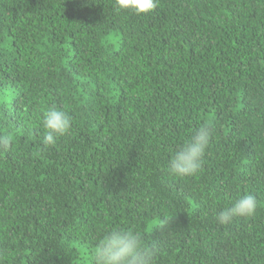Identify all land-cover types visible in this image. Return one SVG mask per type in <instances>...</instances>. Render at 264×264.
<instances>
[{
    "label": "trees",
    "instance_id": "trees-1",
    "mask_svg": "<svg viewBox=\"0 0 264 264\" xmlns=\"http://www.w3.org/2000/svg\"><path fill=\"white\" fill-rule=\"evenodd\" d=\"M50 106L72 126L45 146ZM203 124L201 171L169 175ZM0 135V264H94L113 227L154 264H264V0H0Z\"/></svg>",
    "mask_w": 264,
    "mask_h": 264
},
{
    "label": "clouds",
    "instance_id": "clouds-1",
    "mask_svg": "<svg viewBox=\"0 0 264 264\" xmlns=\"http://www.w3.org/2000/svg\"><path fill=\"white\" fill-rule=\"evenodd\" d=\"M156 6V0H115L118 10L131 11L137 15L148 14ZM72 126L71 117L56 106L48 107L42 116L45 146L55 145L57 139L67 134ZM210 124H203L171 155L167 172L169 175L185 178L197 175L202 168V158L213 138ZM13 137L0 135V150L11 147ZM258 202L250 194L243 195L216 214L220 225H229L240 218H251L256 214ZM158 248L148 245L138 230L113 227L97 241L94 250V264H154ZM7 247L0 246V258L10 256Z\"/></svg>",
    "mask_w": 264,
    "mask_h": 264
}]
</instances>
